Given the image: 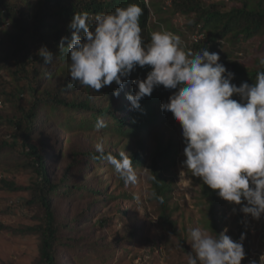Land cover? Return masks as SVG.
<instances>
[{"label":"trees","instance_id":"16d2710c","mask_svg":"<svg viewBox=\"0 0 264 264\" xmlns=\"http://www.w3.org/2000/svg\"><path fill=\"white\" fill-rule=\"evenodd\" d=\"M138 4L144 9L140 17L142 38L145 43L150 42L151 30L148 21L151 17L150 7L146 0H37L35 5L31 3L19 5L12 0H0V11L7 12L15 30L8 34L12 48L10 51L0 54V100L3 105H9L14 109L9 115H0L3 125L12 127L0 143V155L13 152L19 157L20 167L31 170L34 178L28 185L18 184L15 180L5 176L0 178V190L7 192H28L29 197L24 201L27 207H39L42 216L33 225L19 228H11L16 234L38 235L40 240L39 264H57V249L62 240V233L67 227L59 219L56 213L55 201L57 199H74L77 190L84 195L99 194L100 190L107 192V186L103 188L104 180L96 172L98 164L103 169L108 164L111 171L114 167L99 157L95 149L86 151L75 150L72 152L69 164H67L59 179L55 180L51 173L49 160L46 157L45 145L37 138L41 126H45V118L42 111L48 109L45 115L57 112L63 114V121L59 126H67L69 132L75 128L84 131L102 132L109 136V144L121 146V140L111 136H122L127 142L120 150L115 151L110 147H104L105 155L112 153L117 155L125 150L133 160V167L137 171L138 184L141 175L146 177L147 187L151 191V199L155 201L163 213L165 222L172 235L179 239V244L186 251L185 241L177 228V223L172 219V210L169 204L170 181L164 175L170 167L176 164L179 149H174V143H164L163 137L153 149L146 150V136L152 131L160 129L164 123L159 113L160 106L166 102L172 90L163 86L156 87L150 97L141 100V109H132L127 99L128 93H135L133 80L145 79L150 67H137L126 80L119 96L113 95L117 85L105 86L99 92L91 88L83 87L78 82L70 81L69 64L70 57L67 45L71 41V31L68 27L75 13H89V24H93L97 13L112 12L116 7H126L129 4ZM173 11L185 16L186 27L191 31H204L205 43L196 44L194 48L219 50L220 63L235 74L233 83L240 86L243 82L249 84L255 82L258 71H264V66L248 67L231 55V51L225 52L226 44H240L242 40L264 37V0L252 3L249 0H241V5L228 4L226 1L206 3L204 0H172ZM182 36V35H181ZM62 37H68L65 41V49L60 50L59 44ZM183 37V36H182ZM46 46L53 54V61L45 64L38 50ZM72 83L71 87L68 85ZM239 99L238 97H233ZM98 118H102L106 127L95 130ZM60 119V118H59ZM159 122V125H156ZM62 124V125H61ZM158 126V127H157ZM124 140V139H122ZM102 143V142H101ZM109 146V145H108ZM86 159L84 167L91 169L87 173L88 180H80L82 172L80 156ZM105 161V162H104ZM104 162V163H103ZM171 163V164H169ZM76 168V169H75ZM108 170V168L106 169ZM93 171H96L93 175ZM142 172V174H141ZM98 180H97V178ZM96 181L97 186L93 185ZM123 185L124 182L121 180ZM99 188V189H98ZM204 194L207 197V211L211 220V227L215 236L223 231L219 221V211L223 199L205 185ZM109 199H116L113 193H108ZM126 197V191L122 193ZM163 198V203L160 198ZM235 225L236 236L240 238L244 232V224L241 221L240 206L236 205ZM3 211L0 210V213ZM125 212V211H124ZM1 229L7 226L0 225ZM264 248V239L261 241ZM246 257L249 256L248 243L244 240Z\"/></svg>","mask_w":264,"mask_h":264},{"label":"clouds","instance_id":"9594fccd","mask_svg":"<svg viewBox=\"0 0 264 264\" xmlns=\"http://www.w3.org/2000/svg\"><path fill=\"white\" fill-rule=\"evenodd\" d=\"M143 12L135 3L116 7L112 12L95 14L91 26L89 13H75L68 25L72 31L66 48L70 81L95 92L115 82L118 87L113 95L118 97L138 66L150 67L145 79L132 81L135 93L127 94L132 109L140 110L141 100L150 97L156 87L173 90L161 108L181 127L183 168L223 200L239 205L245 216L260 220L264 216V71H258L255 82L237 86L232 82L235 74L219 62L218 52L207 48L197 52L203 48H194L182 41L181 35L167 30L152 32L150 42L145 43L140 26ZM66 40L68 37L61 38L60 50L65 49ZM38 54L45 64L53 61L46 46ZM258 59L264 66V53ZM104 127L105 121L98 118L95 130ZM95 150L100 155L93 158L111 164L126 186L137 183L128 152L105 155L100 142ZM227 233L225 228L213 236L199 226L190 227L187 242L192 251L187 264H242L246 235L234 240ZM249 264H264V253Z\"/></svg>","mask_w":264,"mask_h":264},{"label":"rangeland","instance_id":"374dc122","mask_svg":"<svg viewBox=\"0 0 264 264\" xmlns=\"http://www.w3.org/2000/svg\"><path fill=\"white\" fill-rule=\"evenodd\" d=\"M12 1L19 5L31 3V6L37 2V0ZM167 1L170 0H147L151 15L148 21L149 29L151 32L167 30L182 35L184 39L181 40L190 44L192 37L189 36L196 30L191 31L190 27L187 28L186 17L174 12L173 7L167 5ZM204 1L206 3L226 1L229 5H241V0ZM249 1L255 3L260 0ZM14 30L7 12L0 11V54L11 50L12 44L8 34ZM183 44L182 42L185 48ZM226 51L227 53L231 51L233 57L248 67L256 66L260 54L264 53V37L242 40L238 45L227 43ZM172 94L173 90L169 97ZM13 111L14 109L6 104L0 107L2 116L9 115ZM48 111L47 108L42 111L46 122L38 131L37 138L43 146L45 145L46 157L55 180L60 178L69 164L73 151L95 149V144L98 142H102L103 147L118 151L127 142L122 136H111L118 141H124L121 146L116 147L109 144V136L103 135L102 132L88 133L78 128H75L74 132H69L67 126L61 127L58 124L60 121L62 123L63 114L57 112L58 117L54 118V113L45 115ZM159 113L164 123L160 126L158 122L156 125L161 128L146 136V150L150 152L158 142V138L162 137L164 143L171 141L174 143V149H179L176 164L170 167L164 176L171 184L169 204L173 213L172 219L176 221L177 228L185 241L186 251L181 248L179 239L171 234L158 204L152 201V193L147 187L145 176L141 175L139 184L137 181L135 185L126 186L121 183L118 174L111 171L108 164H105L106 167L103 169L99 168L103 164H98L97 172L93 171V175L95 172L100 175L104 180L103 188L108 185L107 192L113 193L116 199L110 200L108 193L103 190L95 196L84 195L81 190H77L73 200L66 198L55 201L57 216L67 225L62 233V244L57 249V264H187V257L192 251L191 245L187 242L188 229L199 226L215 236L207 211L205 185L200 178L192 176L191 172L182 166V161L185 159L183 155L185 145L181 127L173 115L163 111L161 106ZM11 129L12 127L0 122V143L9 135ZM79 161L83 165L80 180L87 181V173L94 169L95 164L90 163L91 169L84 167L86 159L83 155L80 156ZM20 162L17 154L13 152L1 154L0 178L5 176L18 184H30L34 174L31 170L20 167ZM182 171L184 172L181 174ZM93 182H95L93 185L98 187L96 181ZM125 191L126 197L122 196ZM28 197L29 193L26 191L0 190V210L3 211L0 213V225L8 227L0 228V264H39L38 235H21L11 230V228L33 225L42 216L39 207H27L24 201ZM235 207L236 205L223 200L218 222L223 231L227 228V234L238 240V236L234 233Z\"/></svg>","mask_w":264,"mask_h":264},{"label":"built area","instance_id":"2783aa9c","mask_svg":"<svg viewBox=\"0 0 264 264\" xmlns=\"http://www.w3.org/2000/svg\"><path fill=\"white\" fill-rule=\"evenodd\" d=\"M167 5L172 6V1H167ZM189 37H192L190 44H202L205 43L206 33L204 31L197 30ZM181 38V37H180ZM182 39V38H181ZM205 45V44H204ZM221 45H218L216 50H210V52H218ZM204 49H198L197 52H202ZM3 106V102L0 100V107ZM241 221L244 224V234L246 235L245 240L248 243L249 256L244 264H249L252 260H259V256L264 253V248L261 246V241L264 239V216L260 220H255L251 216H245L241 211ZM235 239V238H234Z\"/></svg>","mask_w":264,"mask_h":264}]
</instances>
